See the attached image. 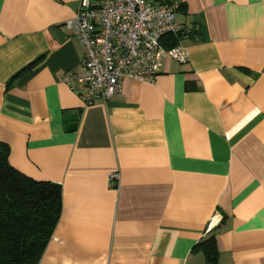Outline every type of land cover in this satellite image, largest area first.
<instances>
[{"label":"crops","instance_id":"0c3cea01","mask_svg":"<svg viewBox=\"0 0 264 264\" xmlns=\"http://www.w3.org/2000/svg\"><path fill=\"white\" fill-rule=\"evenodd\" d=\"M161 1L188 61L84 107L60 81L79 0H0V141L62 190L38 264H209L210 236L215 264H264V0Z\"/></svg>","mask_w":264,"mask_h":264},{"label":"built area","instance_id":"2783aa9c","mask_svg":"<svg viewBox=\"0 0 264 264\" xmlns=\"http://www.w3.org/2000/svg\"><path fill=\"white\" fill-rule=\"evenodd\" d=\"M179 6L150 0H79L65 27L81 43L84 56L78 67L67 70L60 81L79 92L82 105L108 101L121 92L125 79L153 83L164 60L186 63L180 45L185 32L175 15ZM176 40L166 48L163 41ZM118 183L119 172L109 174Z\"/></svg>","mask_w":264,"mask_h":264},{"label":"trees","instance_id":"16d2710c","mask_svg":"<svg viewBox=\"0 0 264 264\" xmlns=\"http://www.w3.org/2000/svg\"><path fill=\"white\" fill-rule=\"evenodd\" d=\"M170 39L174 46L176 40ZM61 210V186L15 169L9 162V146L0 141V264H38ZM196 247L209 264L216 263L214 236Z\"/></svg>","mask_w":264,"mask_h":264},{"label":"water","instance_id":"95a60500","mask_svg":"<svg viewBox=\"0 0 264 264\" xmlns=\"http://www.w3.org/2000/svg\"><path fill=\"white\" fill-rule=\"evenodd\" d=\"M66 114L70 122L75 121L73 119L75 118L76 115L73 112H67Z\"/></svg>","mask_w":264,"mask_h":264}]
</instances>
